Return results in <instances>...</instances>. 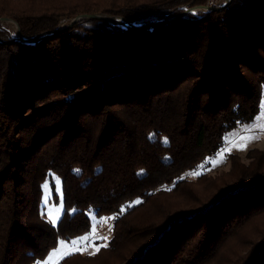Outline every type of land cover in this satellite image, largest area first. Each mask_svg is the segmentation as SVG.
<instances>
[{
	"label": "trees",
	"instance_id": "16d2710c",
	"mask_svg": "<svg viewBox=\"0 0 264 264\" xmlns=\"http://www.w3.org/2000/svg\"><path fill=\"white\" fill-rule=\"evenodd\" d=\"M207 2L0 0V19L32 38L83 15L159 23ZM16 37L0 25V264L43 263L91 233L92 213L115 216L107 247L58 264H264V153L185 177L260 113L264 0ZM46 183L63 208L55 226Z\"/></svg>",
	"mask_w": 264,
	"mask_h": 264
},
{
	"label": "rangeland",
	"instance_id": "374dc122",
	"mask_svg": "<svg viewBox=\"0 0 264 264\" xmlns=\"http://www.w3.org/2000/svg\"><path fill=\"white\" fill-rule=\"evenodd\" d=\"M229 1L230 0H208V2L205 5H201L198 7L210 6L213 8H221L222 6L227 4ZM231 3L229 4V6L231 5ZM199 9H200L199 10L200 12H210V11H220V10H223L224 8L220 10H207L206 8L205 9L199 8ZM108 16H111V15H108ZM75 19L77 18H73L69 21H63V23L61 24L62 26H60V28L71 25V23ZM3 20L4 21L0 22V25H3V27L6 28L10 33L16 34L17 35V37L15 38L16 40L19 36V33L21 32V28L19 24L16 21L11 20V19L6 18ZM5 20H10V21H5ZM85 20H88V19H85ZM75 26H73L71 29H73ZM70 30H67V31H70ZM67 31H63V32H67ZM249 140H251L252 142L249 143ZM245 144H247L246 150L244 151L237 150L239 147ZM256 152L264 153V95H263L261 110L256 120L249 124L240 125L236 130L231 132L227 137V143L223 151L218 153V155H216L215 157L209 158L197 170L187 173L185 177L188 179H195L200 174H203V173H210L211 175H217L222 172H227L229 171L231 167L230 156L233 154L239 157V159L241 160V163H243L244 165H249L251 161L250 154L252 153L255 154ZM55 183H56L57 192L60 193V184L58 181H55ZM43 191H44V197H43V203H42L43 213L45 214L47 220H49L50 222L53 220L56 221L55 224L51 222V224L55 226L58 224L61 218V215L63 213V208L61 205L57 206V205H54L53 203V199H52L53 191L51 188V183H46L43 188ZM90 219L92 221V231L90 234H88V236L90 237L89 243H91L92 240H95L96 244H99V245H103L104 243L108 244V242L111 239V231L113 228L115 216L98 218L94 213H92L90 215ZM102 237L106 238V240L101 239ZM61 242L59 243L58 248L54 250L49 255V257L41 264H58L63 259L61 258V256L58 255V253L61 252ZM65 244L69 249L71 248V242H65ZM83 253L93 254V249L89 247L88 250L84 251Z\"/></svg>",
	"mask_w": 264,
	"mask_h": 264
},
{
	"label": "water",
	"instance_id": "95a60500",
	"mask_svg": "<svg viewBox=\"0 0 264 264\" xmlns=\"http://www.w3.org/2000/svg\"><path fill=\"white\" fill-rule=\"evenodd\" d=\"M232 2V0H230L227 4H225L224 6H222L221 8H213L210 6H202V7H193L188 9L186 12H184L183 14L176 16L174 18L165 20V21H161L159 23H146V24H131L128 21L122 19V18H116V17H112V16H108L105 14H97V15H83L81 17H77V19H75L71 25L63 27V28H59L57 30H54L52 32L40 35V36H36V37H32V38H26L23 37L22 33H19L18 38L15 40V42H19V43H24V44H38L40 42H42L45 38L49 37V36H53L56 35L58 33H61L63 31H67L70 30L73 26H75L77 23H79L80 21H83L85 19H95V20H102L105 21L113 26L116 27H120V28H124V29H146V28H150V27H154L157 25H165V24H169L172 22L177 21L181 16L187 15V14H191V13H196V12H200L199 8H203V9H207V10H220L223 8H226L227 6H229V4ZM4 21L3 19H0V22ZM5 21H10V20H5Z\"/></svg>",
	"mask_w": 264,
	"mask_h": 264
},
{
	"label": "snow or ice",
	"instance_id": "6c2138e0",
	"mask_svg": "<svg viewBox=\"0 0 264 264\" xmlns=\"http://www.w3.org/2000/svg\"><path fill=\"white\" fill-rule=\"evenodd\" d=\"M252 141L249 140V143ZM247 148V144L239 147L237 150L244 151ZM53 224L56 223L55 220L51 221ZM106 240V238H101ZM90 237L88 235H85L84 237L71 241V248L69 249L65 242H61V252L58 253L61 258H64L65 256L74 255L76 253H83L84 251L88 250L89 247L93 249V254L98 253L101 250V247H107V243H104L103 245L96 244L95 240H92L91 243H89Z\"/></svg>",
	"mask_w": 264,
	"mask_h": 264
},
{
	"label": "bare ground",
	"instance_id": "6f19581e",
	"mask_svg": "<svg viewBox=\"0 0 264 264\" xmlns=\"http://www.w3.org/2000/svg\"><path fill=\"white\" fill-rule=\"evenodd\" d=\"M62 26V25H61Z\"/></svg>",
	"mask_w": 264,
	"mask_h": 264
}]
</instances>
